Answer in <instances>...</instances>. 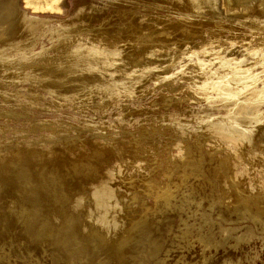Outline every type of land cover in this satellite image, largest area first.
I'll use <instances>...</instances> for the list:
<instances>
[{
	"label": "rangeland",
	"instance_id": "obj_1",
	"mask_svg": "<svg viewBox=\"0 0 264 264\" xmlns=\"http://www.w3.org/2000/svg\"><path fill=\"white\" fill-rule=\"evenodd\" d=\"M0 264H264V0H0Z\"/></svg>",
	"mask_w": 264,
	"mask_h": 264
}]
</instances>
